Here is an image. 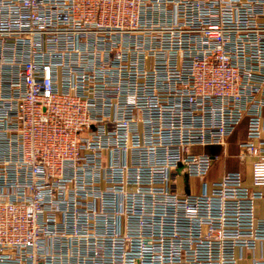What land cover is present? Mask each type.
<instances>
[{"label":"built area","instance_id":"1","mask_svg":"<svg viewBox=\"0 0 264 264\" xmlns=\"http://www.w3.org/2000/svg\"><path fill=\"white\" fill-rule=\"evenodd\" d=\"M258 200L264 0H0V264H264Z\"/></svg>","mask_w":264,"mask_h":264},{"label":"crops","instance_id":"2","mask_svg":"<svg viewBox=\"0 0 264 264\" xmlns=\"http://www.w3.org/2000/svg\"><path fill=\"white\" fill-rule=\"evenodd\" d=\"M246 125L245 122L241 123L240 126L235 130L233 135L230 137L229 140V147L228 152L234 154L236 152V143L239 139L244 137L245 135ZM222 170L219 171V174L216 178H218L223 172L227 170H238L242 169L246 173V184H250V177H249V166L247 165L246 168L243 165H240L234 158H228L222 160ZM215 178V179H216ZM256 215L259 218L264 217V202L262 200H258L256 202ZM256 256H264V244L260 247L258 246L255 251ZM240 264H251V260L247 257L246 260L240 262Z\"/></svg>","mask_w":264,"mask_h":264},{"label":"rangeland","instance_id":"3","mask_svg":"<svg viewBox=\"0 0 264 264\" xmlns=\"http://www.w3.org/2000/svg\"><path fill=\"white\" fill-rule=\"evenodd\" d=\"M208 151L212 154H219V155H221V152H222L221 147L219 145H216V144L209 145ZM222 164H223L222 160H219L212 165L210 172L208 173V175L206 177L207 181L214 180L218 176L219 171L222 170ZM178 174H179L178 182L180 183L179 185L181 186L182 183L185 184V187H182L183 192L188 193L191 191V188L193 190H196V185H198V181H199L198 179H196V178L190 179V182H189L188 181L189 177L187 176L186 171L183 170V167L181 165L179 166V173ZM188 182L191 185V187H190V185H188Z\"/></svg>","mask_w":264,"mask_h":264}]
</instances>
